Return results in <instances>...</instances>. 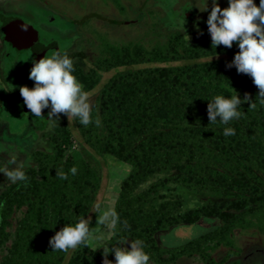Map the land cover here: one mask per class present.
<instances>
[{"label": "trees", "instance_id": "trees-1", "mask_svg": "<svg viewBox=\"0 0 264 264\" xmlns=\"http://www.w3.org/2000/svg\"><path fill=\"white\" fill-rule=\"evenodd\" d=\"M193 40L187 44L176 30L150 48L139 42L106 43L91 60L83 52L67 54L75 57L73 74L83 90L96 88L90 123L71 116L78 142L131 165L113 209L116 230L97 248L86 241L65 251L48 244L64 224L90 213L91 226L101 182L89 151L64 154L73 130L61 114L45 133L48 149L30 153L26 178L0 190V247L6 250L0 264H102L108 248L136 239L152 256L163 249L156 242L158 230L203 217L216 219L215 229L174 246L165 261L199 254L206 264H219L208 255L205 241L230 244L236 227L264 232V98L249 75L226 67L238 51L235 43L215 48L209 35L200 33ZM233 89L249 96L241 116L227 125L208 122V101L230 97ZM229 126L235 134L225 136ZM188 201L194 204L187 206ZM107 259L114 260L111 252Z\"/></svg>", "mask_w": 264, "mask_h": 264}, {"label": "rangeland", "instance_id": "rangeland-1", "mask_svg": "<svg viewBox=\"0 0 264 264\" xmlns=\"http://www.w3.org/2000/svg\"><path fill=\"white\" fill-rule=\"evenodd\" d=\"M33 1L35 3L28 0L27 5L25 0H0V37L2 34L5 41L8 40L1 15L20 16L36 29L37 35L39 26V41L52 44L43 50L39 58L58 51L62 54L83 52L91 60L104 50L106 43L119 45L139 42L150 48L156 42H163L169 33L176 30L182 33L187 44L194 41V33L208 34L204 22L207 11L201 12L193 5L199 7L200 0H46V5L41 4L43 0H37L41 6ZM254 2L258 4L259 0ZM218 3L221 7L227 6V0H218ZM210 7L209 2V10ZM183 15L185 31L180 26ZM194 21L199 24L200 31L193 27ZM10 44L9 41L7 51L12 46ZM32 62L28 50L16 57L4 53L0 38V164L9 168L16 164L24 168L33 163L30 155L32 151L48 149L45 133L53 130L57 123L49 121L47 108L42 109L40 116L32 114L30 110L20 111L24 103L19 86H33V81L28 77ZM95 92L96 88L87 92L90 103ZM61 117L60 114L59 120ZM68 121L73 130L72 146L65 147L64 154L68 151L79 153L83 149L89 151L78 142L71 115ZM87 154L98 163L101 172V182L92 209L98 208V211L90 226L92 235L86 240L91 248H97L116 230L110 222L101 223L100 216L105 210L113 211L120 181L131 165L112 154L97 155L92 151ZM7 182H11L7 175L0 174V190ZM186 204L192 205L194 201ZM217 224L216 219L203 217L194 223H179L158 230L155 233L156 242L163 249L160 254L149 256L148 264H206L199 254L181 255L171 261H165V257L174 246L215 229ZM230 237V244H214L215 238L205 241L208 255L221 261L219 264H264V232L254 227H236ZM125 245L128 246L127 241ZM5 251V247H0V259Z\"/></svg>", "mask_w": 264, "mask_h": 264}, {"label": "clouds", "instance_id": "clouds-1", "mask_svg": "<svg viewBox=\"0 0 264 264\" xmlns=\"http://www.w3.org/2000/svg\"><path fill=\"white\" fill-rule=\"evenodd\" d=\"M193 5L201 12L207 11L204 22L211 46L216 48L217 45H223L232 48L235 43L238 48L232 59L226 63V67L234 66L238 73L249 75L258 89L256 94L264 98V0H259L258 4L254 0H227L225 7H221L218 0H200L199 7L194 3ZM184 24L183 15L180 21L183 31ZM193 27L200 31L196 21L193 22ZM28 77L33 81V86L21 85L19 92L24 105L32 114L40 116L42 109L47 108V118L51 123L58 122L60 114L78 118L84 125L90 123L91 105L88 93L73 74V60L70 56L58 51H53L50 55L44 54L38 60H33ZM234 92L230 97L216 95L208 101V122L218 120L227 125L229 121L241 116L240 106L249 96L245 94L241 97L235 90ZM95 123L99 124V120ZM223 134L234 135L235 130L230 126L225 127ZM71 171L75 173V167ZM0 174H6L10 181H23L26 178L20 164L11 168L0 164ZM100 222H110L115 227L116 214L114 211L105 210L100 216ZM90 223V217H82L75 224H64L49 238L48 244L51 249L61 251L76 248L92 235ZM127 243V247L108 248L104 252L102 264H148L149 255L144 251L143 241L127 240ZM109 252L113 254L114 260L107 259Z\"/></svg>", "mask_w": 264, "mask_h": 264}, {"label": "water", "instance_id": "water-1", "mask_svg": "<svg viewBox=\"0 0 264 264\" xmlns=\"http://www.w3.org/2000/svg\"><path fill=\"white\" fill-rule=\"evenodd\" d=\"M3 27L7 39L16 49L32 47L36 52L39 49L45 50L52 44L44 45L38 40L36 29L25 22L20 16H2ZM20 31V32H19Z\"/></svg>", "mask_w": 264, "mask_h": 264}, {"label": "flooded vegetation", "instance_id": "flooded-vegetation-1", "mask_svg": "<svg viewBox=\"0 0 264 264\" xmlns=\"http://www.w3.org/2000/svg\"><path fill=\"white\" fill-rule=\"evenodd\" d=\"M26 2V4L27 5H29L28 4V0H25ZM36 1V3H38V1L37 0H35ZM32 2H34L33 0H32ZM42 2V1H41ZM30 3V2H29ZM35 3V2H34ZM39 4V3H38ZM41 4H43V5H46V4H48V2L46 1V0H43V3H41ZM40 5V4H39ZM41 6V5H40ZM35 26H38V25H36V24H34ZM1 31H3L2 29H1ZM20 32V31H19ZM40 33H41V31H40V28H39V26H38V38H40L41 36H40ZM5 36H3L2 34H1V41H2V43H3V48H4V53H10V52H12L13 54V57H16L19 53H21L22 51H26V50H28V51H30V56H31V58H32V55H33V57H34V59L35 60H37L39 57V55H41L42 53H43V50L42 49H39L38 50V52H36L32 47H28V48H21V49H16L12 44H10V45H12V46H10L11 48L7 51V49L9 48L8 47V45H7V43H9V41L8 40H6L5 41ZM41 39V38H40ZM39 40V39H38ZM7 42V43H6ZM46 43H44V45H45ZM21 96V95H20ZM22 97V96H21ZM21 109H22V111L23 110H25L26 112H28L29 111V109H27V107L24 105L23 106V108H20V111H21ZM24 111V113H26Z\"/></svg>", "mask_w": 264, "mask_h": 264}]
</instances>
